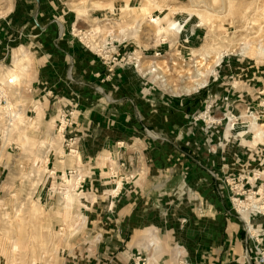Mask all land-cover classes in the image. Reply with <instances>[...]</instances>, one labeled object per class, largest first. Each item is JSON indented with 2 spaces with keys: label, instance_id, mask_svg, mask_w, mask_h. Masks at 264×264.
<instances>
[{
  "label": "crops",
  "instance_id": "crops-1",
  "mask_svg": "<svg viewBox=\"0 0 264 264\" xmlns=\"http://www.w3.org/2000/svg\"><path fill=\"white\" fill-rule=\"evenodd\" d=\"M58 2L13 0L7 24L0 21V61L7 47L27 48L29 84L35 85L29 95L36 87L50 89L60 97L58 105L73 106L70 135L76 139L77 167L91 187L84 199L99 191V199L81 205L76 214L88 219L91 231L65 251L60 264H130L136 253L146 264H255L248 258L254 247L248 233L258 234L264 246V214L238 217L227 189L218 187L223 176L255 167L245 147L252 148L257 138L249 142L243 128L231 130L223 116V111L242 113L235 91L228 108L214 96L209 116L219 123L192 122L212 97L208 85L176 98L142 87L129 69L105 78L106 66L69 33V16L60 14ZM55 112L49 106L46 115L54 121ZM119 141L124 152L117 151ZM133 149L138 164L120 172L127 180L109 198L106 167L115 158H130ZM66 159L48 160V166L62 172L70 168Z\"/></svg>",
  "mask_w": 264,
  "mask_h": 264
},
{
  "label": "rangeland",
  "instance_id": "rangeland-1",
  "mask_svg": "<svg viewBox=\"0 0 264 264\" xmlns=\"http://www.w3.org/2000/svg\"><path fill=\"white\" fill-rule=\"evenodd\" d=\"M56 1L61 7L60 14L69 16L70 34L71 30L75 33L90 29L98 35L94 43L101 44L109 32L115 41L114 53L121 57L134 51L139 56L135 68L124 61L106 64L87 47V42L91 45L88 41V37L92 39L91 36L75 38L78 44L106 66L105 78L111 74L119 75L117 70L129 69L140 78L142 87L150 88L152 93L176 98L193 95L207 85L212 96L210 99H215L214 96L230 98L233 90L240 99L242 113L246 107L256 108V104L264 99V54H259V48H264V0ZM12 3L13 0L4 5L3 1L1 8L7 11ZM73 5L82 6L83 11L78 14L72 10ZM155 5L166 7L168 11L159 10ZM194 9L198 10L199 17L195 11L192 12ZM222 9H225L224 12ZM144 11L149 12L151 18L160 19L157 23L150 22L141 17ZM218 11L222 13L218 14ZM188 12L193 15H188ZM169 21L181 27L158 33V28L165 27ZM59 25L65 27L63 23ZM245 44H248V49L241 51ZM26 50L17 44L7 47L8 55L0 62L3 76H12L17 80L15 88L9 93L17 118L0 141V246L7 250L9 239L21 237L26 254L25 250L21 251L16 259L18 264H28L31 257L38 258L37 264H60L65 251L78 246L82 235L91 231L88 219L85 218L80 224L81 219L76 214L81 205L99 199V191L96 190L95 194H90L85 202H81L67 190L66 194L72 199L66 207L60 205V196L49 200L40 189H44L43 172L47 158L51 161L62 155L61 139L52 134L54 117L46 113L49 106L54 112L63 104L58 105L60 97L57 98L50 89L45 91L36 87L41 91L38 93L35 89L29 95L30 88L35 85L29 84L33 71L31 57ZM155 67L158 68L150 72ZM195 71L206 78V83L195 92L184 94L177 91L182 85L191 83V79L200 77ZM155 75L164 79V85L154 79ZM172 90H176V94ZM37 94L41 96L38 100L35 97ZM68 105L65 104L66 107ZM44 109L45 115L42 116ZM246 136L250 142L251 135ZM43 137L52 138L51 145L48 146L45 141L42 143ZM66 160L69 167L77 166L79 156H67ZM255 167H259L264 175V161L260 165L255 164ZM63 179L66 186H70L71 181ZM255 198H258L257 201L264 199L262 187L256 191ZM89 209L93 211V207ZM241 216H244V212H241ZM0 264H4L1 254Z\"/></svg>",
  "mask_w": 264,
  "mask_h": 264
},
{
  "label": "built area",
  "instance_id": "built-area-1",
  "mask_svg": "<svg viewBox=\"0 0 264 264\" xmlns=\"http://www.w3.org/2000/svg\"><path fill=\"white\" fill-rule=\"evenodd\" d=\"M3 1L6 2L11 0H0V8L2 7ZM5 8L0 9V21H3L4 24H7V16L10 12V9L5 11ZM71 35L77 39H85L88 36H91L92 39L87 42V47L92 49V52L106 64H114L117 62L124 61L128 65L135 68L138 65L139 56H136L134 51L123 54L121 57L118 54L113 52L114 39L109 35V32L106 33L103 43L98 44L94 43V40L97 38V32L93 30H78L75 33L71 30ZM153 56H156L154 54ZM10 57V54H9ZM4 59V58H3ZM2 62V61H0ZM150 72H153L152 68ZM15 88V82L11 77H4L2 70L0 71V141L2 137H5L8 131L15 124L17 118V112L12 105V100L9 96L10 90ZM200 88V87H199ZM198 90V89H197ZM173 97V96H172ZM222 103H224L225 108H228V98L226 96L220 97ZM216 99H208L206 103L203 104V108L191 116V121H202L206 125H215L219 123L217 120L210 119L209 114L211 110L215 107ZM60 105V104H59ZM256 108L246 107L243 110V113H226L223 111V116L225 123L229 125V128L232 130L234 126H239L243 128L241 132L246 136L250 134L257 138L256 144L252 148L245 147V151L249 153L247 156L248 161L253 162L257 165H260L264 161V99H261L259 103L256 104ZM72 108L73 106L68 105L67 107L63 104L57 107L55 112V119L53 121L52 134L58 136L61 139V150L62 155H59L58 158L63 156L74 157L78 155L76 148V139L74 135H70V129L72 127ZM251 129L252 132L248 130ZM248 131V132H246ZM259 140V141H258ZM115 146L118 152L125 151L126 146L122 141L115 142ZM251 153V154H250ZM139 153L136 150L130 152V158H115L112 165L106 167V180L110 185L109 189V198L116 197L121 190V183L127 180V176H124L120 172L127 171L129 168H134L138 164L140 159ZM48 158L44 170V183L43 188H40L44 191V194L50 200V198L62 196L66 190L72 195L78 198L79 200L85 202L84 194L90 192V186L86 182V177L81 175L77 166L64 169L62 172L55 171L51 166H48ZM63 178H66L71 181L70 186H66ZM118 179V184L114 183V179ZM257 185V187H256ZM218 187H225L229 193L228 200L230 204V209L236 213L240 218L241 212H244V216H253L256 214H264V199L257 201L258 198H255L256 191L260 190V187L264 189V175L260 172L259 167H253L248 173L239 172L236 175H225L221 178L218 183ZM255 189V190H254ZM1 192V191H0ZM245 203L248 205L246 208L240 207L237 209L238 203ZM241 209V212H240ZM60 228V227H59ZM249 237L254 240L253 254L252 256L248 255V258H252L255 264H264V246H261L258 240V234L248 233ZM130 264H145V259L139 253H136L132 256V261ZM178 264H183L179 260Z\"/></svg>",
  "mask_w": 264,
  "mask_h": 264
},
{
  "label": "bare ground",
  "instance_id": "bare-ground-1",
  "mask_svg": "<svg viewBox=\"0 0 264 264\" xmlns=\"http://www.w3.org/2000/svg\"><path fill=\"white\" fill-rule=\"evenodd\" d=\"M199 2V1H198ZM159 10H164V11H168L167 9H166V7L164 8V7H161V6H158V5H155ZM227 6V5H226ZM72 7V10H74V11H76L78 14L79 13H81L82 11H83V9H82V6H80V5H73V6H71ZM224 7H225V5H224ZM124 8V7H123ZM163 8V9H162ZM222 8V7H221ZM223 10V9H222ZM225 10V9H224ZM224 10H223V12H224ZM182 11V10H181ZM193 11H195L196 12V14L198 15V17L200 16V14L199 13H197V11L198 10H196V9H194V10H192V12ZM145 12V11H144ZM192 12H188V15H193V13ZM206 12V11H205ZM142 13V12H141ZM215 13H217L216 11H215ZM220 13H222V11H218V14H220ZM226 13V12H225ZM212 14V13H211ZM141 17L143 18H147V19H149V21L150 22H153V23H157V21L160 19V18H151V16H150V14H149V12H145V13H143L142 15H141ZM163 17V16H162ZM161 17V18H162ZM218 17V16H217ZM141 18V19H142ZM199 21V20H198ZM219 21V20H218ZM217 21V22H218ZM211 22H213V21H211ZM219 22H221V21H219ZM207 24V23H206ZM209 24H210V22H209ZM212 24V23H211ZM219 24V23H218ZM221 24V23H220ZM181 26L178 24V25H176L175 24V22H173V21H169L167 24H166V26L165 27H159L158 28V30H157V32L159 33V32H171L172 31V29H179ZM207 28V27H206ZM210 29V28H209ZM216 30V29H215ZM244 39V38H243ZM248 44H245L244 46H242L241 48H240V50L241 51H244V50H246V49H248V46H247ZM20 52H21V50H19ZM22 54H23V56H25V53L24 52H21ZM20 53V54H21ZM259 54H264V48L263 47H260L259 48ZM19 55V54H18ZM196 64H197V62H196ZM158 67H155L154 69H153V71L155 70V69H157ZM196 69V68H195ZM194 69V70H195ZM188 71V70H187ZM188 73V72H187ZM195 73H197V74H199L200 75V77H196L195 79H191L192 80V82L191 83H186V84H184V86L182 85L181 87H179L178 88V90L177 91H179V92H181V93H184V94H187V93H189V92H194V91H196V89L198 88V87H200V86H202V85H204L205 83H206V78L202 75V74H200V72H197V71H195ZM156 76V75H155ZM209 76V75H208ZM11 78H12V80L14 81V82H17V80L16 79H14L12 76H10ZM154 79H158V82L160 83V84H162V85H164V79H162L161 77H155ZM16 85V84H15ZM176 90H172L171 92H173L174 94H176V92H177ZM12 100V99H11ZM37 116H39V115H37ZM16 121V120H15ZM14 130V129H13ZM3 138H5V137H3ZM51 139L52 138H50V137H48V138H41V141H42V143H44V141L47 143V145L49 146V145H51ZM76 156V155H75ZM113 160V159H112ZM138 170V169H137ZM63 181H64V179H63ZM66 185V184H65ZM263 189V188H262ZM67 191V190H66ZM260 191V190H259ZM68 192V191H67ZM67 192H64L63 193V195H64V197L63 196H61V198H60V205L61 206H66V207H68L69 206V204H70V201H71V197L72 196H69V194H66ZM263 207H264V205H262ZM240 207H242V208H246V207H248V205H246L245 203H242V202H240V203H238L237 204V209H239ZM240 212H241V209H240ZM243 213V212H242ZM78 218V217H77ZM243 219V218H242ZM83 221H82V219L80 220V224L82 223ZM21 228V227H20ZM18 236V235H17ZM37 237V236H36ZM15 239V238H14ZM20 239H21V237L19 238L18 237V239L17 240H13L12 238L11 239H9V244H8V246H7V250L6 249H4L2 246H0V249H1V251H0V254L4 257V264H18V261L16 260L17 259V256H20L21 255V251H24L25 250V254H26V246L23 244V243H21L20 242ZM31 240V239H30ZM23 242V241H22ZM43 247V246H42ZM41 248V247H40ZM43 251H44V249H42ZM23 253V252H22ZM40 255H41V253H40ZM37 257H38V255H37ZM29 259V258H28ZM38 259V258H37ZM37 259L36 258H34V257H31L30 258V261H29V263L28 264H37L38 263V261H37ZM45 259H46V256H45ZM49 259V258H48ZM39 260H40V258H39Z\"/></svg>",
  "mask_w": 264,
  "mask_h": 264
}]
</instances>
